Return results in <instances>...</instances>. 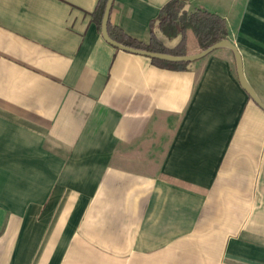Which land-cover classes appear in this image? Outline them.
<instances>
[{"label": "crops", "instance_id": "1", "mask_svg": "<svg viewBox=\"0 0 264 264\" xmlns=\"http://www.w3.org/2000/svg\"><path fill=\"white\" fill-rule=\"evenodd\" d=\"M99 1L0 0V264H264V111L232 51L158 66L104 40ZM171 1L115 0L111 31L149 44ZM198 9L264 102V0Z\"/></svg>", "mask_w": 264, "mask_h": 264}, {"label": "trees", "instance_id": "2", "mask_svg": "<svg viewBox=\"0 0 264 264\" xmlns=\"http://www.w3.org/2000/svg\"><path fill=\"white\" fill-rule=\"evenodd\" d=\"M108 1L100 0L93 13V21L100 31L102 30L103 18ZM186 3L187 0H172L163 7L159 17L152 21L150 28L151 41L149 44L131 38L122 30L116 34L113 33L110 24L109 35L112 40L128 48L176 57L187 56L185 46L188 31H192L196 36L200 46V53L222 41L228 40L227 24L223 17L201 9L191 13L186 12ZM157 31H160L168 39H175L181 36L182 42L175 49L170 50L164 47L162 42L159 41ZM152 60L158 66L175 71H184L192 64ZM234 61L236 62L235 56Z\"/></svg>", "mask_w": 264, "mask_h": 264}, {"label": "water", "instance_id": "3", "mask_svg": "<svg viewBox=\"0 0 264 264\" xmlns=\"http://www.w3.org/2000/svg\"><path fill=\"white\" fill-rule=\"evenodd\" d=\"M114 1L115 0L108 1L105 14H104V18H103V23H102V35H103L104 40L108 44L124 52L142 55V56H146L151 59H154V60H159V61L169 62V63H194L196 61H199L207 57L208 55L212 54L213 52L217 50L229 49L232 51L236 59L238 77H239V82H240L241 87L246 91V93L254 101V103L258 105L264 111V102L260 99V97L252 89V87L250 86L245 76L243 58L240 52L238 51V49L236 48V46L232 44L229 40L222 41L197 55L185 56V57H176V56H171V55L152 53V52L141 51V50H136V49L125 47L115 42L114 40H112L109 35V22H110V17H111V12H112V8L114 5Z\"/></svg>", "mask_w": 264, "mask_h": 264}, {"label": "rangeland", "instance_id": "4", "mask_svg": "<svg viewBox=\"0 0 264 264\" xmlns=\"http://www.w3.org/2000/svg\"><path fill=\"white\" fill-rule=\"evenodd\" d=\"M188 34H189L191 40H193L195 43H198L196 36L194 35V33L192 31H188ZM197 54H199V53H197ZM197 54H194V55H197ZM194 55H189V56H194Z\"/></svg>", "mask_w": 264, "mask_h": 264}]
</instances>
